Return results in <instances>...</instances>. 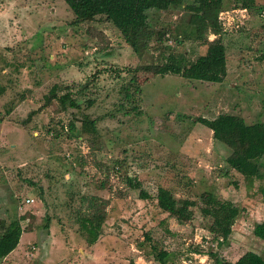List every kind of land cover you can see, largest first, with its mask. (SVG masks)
Returning <instances> with one entry per match:
<instances>
[{
  "label": "rangeland",
  "instance_id": "374dc122",
  "mask_svg": "<svg viewBox=\"0 0 264 264\" xmlns=\"http://www.w3.org/2000/svg\"><path fill=\"white\" fill-rule=\"evenodd\" d=\"M232 1L220 12L233 11L237 27L229 18L226 32L206 34L204 44L184 37L190 14L182 6L149 13L155 33L136 55L103 18L71 25L63 0H0V220L24 229L0 264H159L150 244L168 253L167 264H212L209 252L227 262L245 252L263 256L251 230L264 221V176L245 180L229 169L211 131L196 122L220 114L264 122V19L257 17L264 0L246 15ZM217 48L226 55L218 84L144 70L185 69ZM53 86L78 108L60 110L53 99L21 124L23 101L37 109ZM126 179L150 199L140 200ZM158 187L193 203L188 223L155 207ZM207 193L236 214L226 244L212 239L199 212ZM26 198L33 202L23 206Z\"/></svg>",
  "mask_w": 264,
  "mask_h": 264
},
{
  "label": "trees",
  "instance_id": "16d2710c",
  "mask_svg": "<svg viewBox=\"0 0 264 264\" xmlns=\"http://www.w3.org/2000/svg\"><path fill=\"white\" fill-rule=\"evenodd\" d=\"M223 2L224 0H63L73 15L71 25L92 24L97 17L103 18L116 29L124 43L136 55L145 48L155 33L147 24L149 13L165 11L172 5L182 6L190 14L187 19L190 31L184 37L204 44L206 34L218 36L220 33L217 13L222 9ZM232 2L234 7L243 8L246 11L254 7V0H233ZM197 10H200L199 13L196 12ZM262 11H264L263 6L257 8V17ZM162 34L159 35L162 36ZM213 43L219 44V41L216 40ZM225 60L224 49L217 48L211 53L199 55L192 65L185 69L163 63L144 67V70L159 76L167 74L179 76L185 71L192 73L191 78L196 81L218 84L223 81L226 75ZM85 88L86 84L77 93H82ZM56 92L57 88L51 87L48 96L44 97L43 104L37 109L27 111L25 121H22L21 124L25 125L29 120H35L39 112L46 109L49 101L53 99L57 101L60 110H64L66 107L78 108L75 101L69 99L68 92L61 96H57ZM125 98L127 101H131L133 97L130 93H125ZM91 105L92 101H86V107ZM84 120L89 125L94 124L87 117H84ZM196 122L211 131V139L216 146H219V154L229 169L240 174L245 180L252 178L261 180L263 178L264 122L248 125L242 118L228 114H220L211 120L198 117ZM73 128V124L70 123L68 130L73 131ZM118 165L120 166V163ZM223 175L225 176L226 173L219 176ZM126 183L130 189L138 190L140 200L150 199L149 195L140 188L139 183L128 179H126ZM259 194L264 200V184H262ZM153 202L160 212L174 218L179 224L188 223L192 218L190 208L193 203L184 199L176 200L167 188L158 187ZM199 212L201 216L209 219L208 232L212 235V239L226 244L236 216L232 204L218 200L211 193H207L201 198ZM23 230L20 228L18 220H11L8 223L0 220V262L16 248ZM251 233L255 238L264 242V221L255 223ZM144 239L150 242L147 234H144ZM149 254L155 262L167 264L168 253L157 249L155 244L149 245ZM208 255L212 264H264V252L263 256L245 252L233 262L224 261L211 252ZM128 264L135 263L130 261Z\"/></svg>",
  "mask_w": 264,
  "mask_h": 264
},
{
  "label": "built area",
  "instance_id": "2783aa9c",
  "mask_svg": "<svg viewBox=\"0 0 264 264\" xmlns=\"http://www.w3.org/2000/svg\"><path fill=\"white\" fill-rule=\"evenodd\" d=\"M232 10H230V12H231ZM237 11H240L241 13H244L245 15L247 14V11L245 10V9H243V8H238L237 9ZM233 13V11L231 12V13H228L227 11H225V12H219L218 13V16H217V22H218V25H219V27H220V31H224V32H226V27H225V25H227V21H228V19L230 18L231 20H232V22H231V24H229L230 26H232V28H233V25L234 26H236L235 25V20H234V18H233V16L231 15ZM234 14V13H233ZM222 15H224L225 17H222ZM231 16V17H230ZM240 17H242V16H240ZM259 17L260 18H262V19H264V11H262L261 13H260V15H259ZM243 18V17H242ZM237 27V26H236ZM33 201L31 200V199H28V198H26V199H23L22 200V205L23 206H26V205H29V204H31Z\"/></svg>",
  "mask_w": 264,
  "mask_h": 264
},
{
  "label": "crops",
  "instance_id": "0c3cea01",
  "mask_svg": "<svg viewBox=\"0 0 264 264\" xmlns=\"http://www.w3.org/2000/svg\"><path fill=\"white\" fill-rule=\"evenodd\" d=\"M20 106H22V107H24L25 108V106L28 108L27 109V111H29L30 109H36V108H31L30 106H32V105H30V103L28 104V102L27 101H23V103H22V105H20Z\"/></svg>",
  "mask_w": 264,
  "mask_h": 264
}]
</instances>
